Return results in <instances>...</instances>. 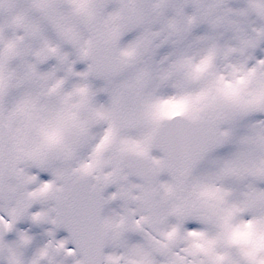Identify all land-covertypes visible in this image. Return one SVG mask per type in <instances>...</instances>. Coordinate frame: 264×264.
I'll return each mask as SVG.
<instances>
[{
    "label": "snow or ice",
    "instance_id": "snow-or-ice-1",
    "mask_svg": "<svg viewBox=\"0 0 264 264\" xmlns=\"http://www.w3.org/2000/svg\"><path fill=\"white\" fill-rule=\"evenodd\" d=\"M0 264H264V0H0Z\"/></svg>",
    "mask_w": 264,
    "mask_h": 264
}]
</instances>
